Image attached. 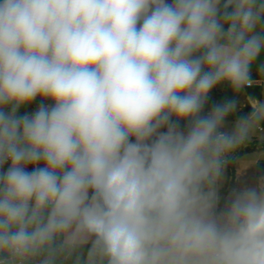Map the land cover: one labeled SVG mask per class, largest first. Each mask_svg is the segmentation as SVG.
<instances>
[{"label": "clouds", "instance_id": "obj_1", "mask_svg": "<svg viewBox=\"0 0 264 264\" xmlns=\"http://www.w3.org/2000/svg\"><path fill=\"white\" fill-rule=\"evenodd\" d=\"M262 56L264 0H0V264H264Z\"/></svg>", "mask_w": 264, "mask_h": 264}, {"label": "rangeland", "instance_id": "obj_2", "mask_svg": "<svg viewBox=\"0 0 264 264\" xmlns=\"http://www.w3.org/2000/svg\"><path fill=\"white\" fill-rule=\"evenodd\" d=\"M257 67H260V64ZM224 95H231V93H229L227 89H224V88L217 89L212 94L210 103L218 102L219 100H221V98ZM239 99H240L241 104L244 106L246 105L247 102H250V104H255L259 101H264V81L255 79V76L253 75V83L251 84V86H248L245 89V92L240 96ZM35 107H36V104H32L30 107L26 109H22V111H32L35 109ZM244 112L237 113V115H243ZM231 119L233 118H230L227 127L231 126ZM257 138L264 139V130L258 131L253 139H257ZM236 153H237V150L233 154H231L230 157L235 156ZM262 155L264 156V149L246 150L242 154L238 155L236 157L235 165H234L235 174L240 169H243L244 171L245 168L247 169V172L255 173L256 167L253 168L252 166L254 165V163L256 164L257 158H259V156H262ZM226 167H227V164L224 166V170L226 169ZM225 172L226 170L222 174V177L224 174H226ZM73 261H74V257L68 258V259L61 258L58 264H73Z\"/></svg>", "mask_w": 264, "mask_h": 264}, {"label": "trees", "instance_id": "obj_3", "mask_svg": "<svg viewBox=\"0 0 264 264\" xmlns=\"http://www.w3.org/2000/svg\"><path fill=\"white\" fill-rule=\"evenodd\" d=\"M264 63V56H262L257 62L256 65H254L253 68V75L255 76V79H259L261 81H264V74H262L259 71V67H257L259 64ZM38 103V101H37ZM36 104V103H34ZM251 149H264V139H253L251 142L246 143L245 145H242L240 148L237 149V153L235 156L229 157V163H227V170L229 171V178L227 180V183L224 187H222V192L224 194H227L233 187H234V165L236 157L240 154H242L246 150Z\"/></svg>", "mask_w": 264, "mask_h": 264}, {"label": "crops", "instance_id": "obj_4", "mask_svg": "<svg viewBox=\"0 0 264 264\" xmlns=\"http://www.w3.org/2000/svg\"><path fill=\"white\" fill-rule=\"evenodd\" d=\"M251 86V85H250ZM34 104V103H33ZM239 165V163H238ZM253 168L256 167V172L255 173H251V172H247V169L245 168V172L243 171V169H240L236 174L234 171V187L238 186V185H242V184H255L257 183V181L261 178L264 177V156H259V158H257L256 164L254 163V165L252 166ZM226 170V174L223 175V177H221L220 179V184L222 187H224L227 183V180L229 178V171ZM224 170V171H225ZM223 171V173H224ZM59 263V261H58Z\"/></svg>", "mask_w": 264, "mask_h": 264}, {"label": "water", "instance_id": "obj_5", "mask_svg": "<svg viewBox=\"0 0 264 264\" xmlns=\"http://www.w3.org/2000/svg\"><path fill=\"white\" fill-rule=\"evenodd\" d=\"M248 105L250 106V102H247L246 105L244 106V111H250V107H248Z\"/></svg>", "mask_w": 264, "mask_h": 264}]
</instances>
